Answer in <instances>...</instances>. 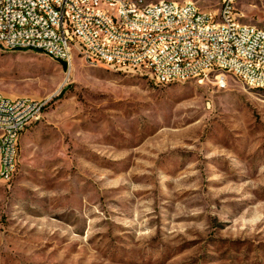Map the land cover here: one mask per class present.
<instances>
[{"label": "rangeland", "instance_id": "1", "mask_svg": "<svg viewBox=\"0 0 264 264\" xmlns=\"http://www.w3.org/2000/svg\"><path fill=\"white\" fill-rule=\"evenodd\" d=\"M0 94L48 100L0 180V264H264V90L0 49Z\"/></svg>", "mask_w": 264, "mask_h": 264}, {"label": "built area", "instance_id": "2", "mask_svg": "<svg viewBox=\"0 0 264 264\" xmlns=\"http://www.w3.org/2000/svg\"><path fill=\"white\" fill-rule=\"evenodd\" d=\"M237 0L213 12L161 0H0V49L39 52L70 69L90 66L147 77L154 85L230 77L264 90V28L240 22ZM47 99L0 94V180L16 169L21 134Z\"/></svg>", "mask_w": 264, "mask_h": 264}, {"label": "trees", "instance_id": "3", "mask_svg": "<svg viewBox=\"0 0 264 264\" xmlns=\"http://www.w3.org/2000/svg\"><path fill=\"white\" fill-rule=\"evenodd\" d=\"M60 63L64 66V64L62 62H60Z\"/></svg>", "mask_w": 264, "mask_h": 264}]
</instances>
